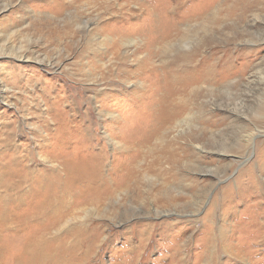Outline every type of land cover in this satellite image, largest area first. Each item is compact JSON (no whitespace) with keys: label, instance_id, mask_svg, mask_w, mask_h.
<instances>
[{"label":"rangeland","instance_id":"1","mask_svg":"<svg viewBox=\"0 0 264 264\" xmlns=\"http://www.w3.org/2000/svg\"><path fill=\"white\" fill-rule=\"evenodd\" d=\"M92 1L0 0V160L79 168L49 234L65 264H264V0H131L126 23ZM162 8L177 13L163 41ZM12 46L32 59L2 57ZM198 48L217 83L181 95L185 123L147 124L130 92L162 94L157 65ZM149 52L150 80L120 73Z\"/></svg>","mask_w":264,"mask_h":264},{"label":"bare ground","instance_id":"2","mask_svg":"<svg viewBox=\"0 0 264 264\" xmlns=\"http://www.w3.org/2000/svg\"><path fill=\"white\" fill-rule=\"evenodd\" d=\"M102 1L103 2H101V4L99 5L100 9L107 11L108 14H111L110 16L112 18H117L116 22H118V20L120 19L118 23H126L125 16H130L132 18L135 17V12L129 10L130 8H127V2H130L131 0ZM137 1L140 2V0ZM136 4L137 3H135V5ZM58 8L59 6H57V9ZM160 12L161 15H166L170 19H172L171 17H177V13L175 12V10H173L174 14L170 13L169 9L167 8L160 9ZM163 15L162 17L157 18L159 19L158 22L156 17L154 18L150 16L151 18L149 19L151 25L150 28L152 32L156 33L155 40L157 39L163 41L165 39V36L170 33L169 30L172 22L167 23L168 21L165 20ZM130 17L127 18L130 19ZM123 30L126 29L123 28ZM141 32H143V30ZM127 34H129V32ZM119 39L120 36L117 37L116 41L118 42ZM140 43L143 44L142 40L140 41ZM140 43L137 40H135V42H131V44L135 45H138ZM143 47H145V45ZM200 48H198L196 51L194 50L195 52H192L190 55L187 54L185 56H182L181 58L176 59L173 62H170L171 65L167 64V66H165L164 63H159V65H157V69H159V67H162V70H164V73L161 76V78L163 77L162 80L164 81H162V94H160V91L159 93L157 92L160 86L158 84L153 85L149 81L151 77L149 75V72L151 73V70L145 67L147 64H152V52H149L144 58H135L137 60H132L136 63L134 64L135 66L133 67V69L129 70L121 68L120 73H122L124 77L127 76L126 78H130L131 76L132 79L137 80L140 79L139 75H141V73L144 72L147 68L146 74L145 72L144 74L148 75L147 78L149 80H146V82H150V84L144 85L141 84V82L136 85L135 89L132 92H130L133 99L137 101V103H141L143 100H149L146 108H142L139 106L141 108L140 114L148 112L152 114L147 124L155 127H160L172 122H177L179 124L185 123V119H179V115L183 110V104L180 105L181 95L186 93L188 90H191L192 92L193 90L200 89L199 86H202V84L206 83L207 80L210 81L211 79H213L212 81L214 83H217L219 76L215 73L210 72L211 68L214 65L210 63L208 57L199 55ZM10 49V53L6 55L2 54L1 56L12 57L13 59L19 61H30L32 59L30 56L26 55L23 50H16L15 47ZM119 52L120 48H118L113 53L114 56H112L111 61L117 60ZM125 59L123 57V61H125ZM94 60L96 59L94 58ZM38 63H42V61H38ZM121 63L123 64L125 62ZM49 64L53 65V63L51 62H49ZM103 66L105 67H103L104 69H107L106 65ZM155 74H157V72ZM142 77L144 78V76ZM114 78H116V76ZM117 79L120 80L119 78ZM151 96H153V99L150 100ZM113 99L115 98H111V100ZM103 113H105L104 115L108 116L109 119H112L113 121L116 119V116H114L111 112L104 111ZM8 153L9 152L7 151L3 153L5 154V156H3V159L7 160V162L0 160V264H65L63 252H60L59 250L60 246H62L63 243H60L57 240L52 242L49 238V234L50 231H54L58 234L61 232V230L63 229L64 218L69 214L70 210L72 211L74 207V204L71 205V202L69 200L75 194L74 186L76 185L77 181L76 176L73 175H75L77 172L79 173V168L75 170L74 166L71 163H67L64 165V167H54L51 168L49 172L43 171L39 173L38 170H34L32 167H29L28 164L26 166L24 165L23 167V161H20V159L18 161V157L14 158V156L9 155ZM62 175H64V177L66 178L63 179ZM41 192L43 193V197L40 199L38 194ZM61 227L62 229H60ZM69 235L75 234L69 232ZM53 237H55V234L53 235Z\"/></svg>","mask_w":264,"mask_h":264}]
</instances>
